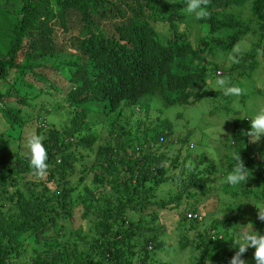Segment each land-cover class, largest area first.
Returning <instances> with one entry per match:
<instances>
[{
	"label": "trees",
	"instance_id": "16d2710c",
	"mask_svg": "<svg viewBox=\"0 0 264 264\" xmlns=\"http://www.w3.org/2000/svg\"><path fill=\"white\" fill-rule=\"evenodd\" d=\"M205 10V17L189 16L206 24L192 43L175 23L187 17L182 0H0V264H171L156 253L170 247L164 230L152 226L162 209L177 218L176 249L192 250L194 264H230L236 248L221 238L238 220L264 232L257 210L264 207V135L253 141L234 120L232 154L217 186L236 201L200 229L205 217L188 215H206L196 196L215 188L200 178L208 155H191L192 143L178 147L186 138L173 143L160 114L146 122L124 114L132 115L125 108L143 97L159 100L162 109L195 104L206 93L227 98L207 89L200 60L208 49L227 51L245 35L251 45L229 67L234 82L228 86L238 89L240 77L256 68L264 80V0H207ZM42 100L69 108L67 123L39 126L48 110ZM86 102L101 104L106 119L114 115L101 144L80 107ZM32 111L41 112L34 119ZM31 119L47 151L42 174L19 150L21 135L12 137ZM233 153L245 168L244 183H227ZM168 184L175 188L159 193ZM89 218L85 228L81 220ZM252 253L246 264H254Z\"/></svg>",
	"mask_w": 264,
	"mask_h": 264
},
{
	"label": "rangeland",
	"instance_id": "374dc122",
	"mask_svg": "<svg viewBox=\"0 0 264 264\" xmlns=\"http://www.w3.org/2000/svg\"><path fill=\"white\" fill-rule=\"evenodd\" d=\"M241 15L243 18H247V8L243 9ZM186 16L185 20H176L175 23L180 24V27L188 33L192 43H195V40L205 33L206 24L203 23L202 26H199L194 22V20H189L190 15ZM170 19L173 18L170 16ZM250 40V36L245 35L227 51L208 49L204 53L200 62L207 68L205 76L208 80L206 85L208 90H221L216 86V80L218 78H224L228 83L232 81L234 82L232 75L229 74V67H231L234 61L239 58L240 54L238 51L243 52L250 47ZM215 68L221 70V73H217L216 70H214ZM240 78L242 84L238 88L239 91L234 94H229L227 98L222 95L212 97L206 93V95L195 104L171 105L162 109L159 108L161 104L159 100L152 97H148L150 99L147 100L146 97H143L137 102V107H140L138 111H136V107H132L133 105H128L125 108V110H133L132 115L128 111L124 112V114H126L125 116L131 118V122L136 117H143V121L146 122L150 119V117H155L159 114L162 115V118H166L165 122L171 126L169 137L172 139L173 143H175L178 138H186L182 145L178 144V147L180 146L182 149H185L187 147V143H192L193 148L189 150L191 155L198 156L203 152L208 155L205 157L206 162L204 165L208 170H205L200 178L204 184L215 186V188L211 189V191L206 195L196 196L199 206H202V204L207 205V209L205 210L206 215H204L206 222L202 226L199 225L200 229L205 225H208L213 217H222L225 215L228 212L226 208L228 203L231 204L236 201L235 198L219 191V186H217L226 177L224 169H222L226 164L225 158L232 154L231 152L233 148H231L230 144L232 141L234 142V140H231L235 128V125L233 124L234 120L238 121L240 128L243 129V133L248 135L250 123L248 118L245 116H251L258 108L264 107V80L262 74L260 73V68L252 70L248 79L243 77ZM240 94H243L242 99ZM29 101L35 102L34 99H30ZM147 101L148 104L151 102L148 110ZM228 101L230 103L227 106L230 110L226 112L224 111V106H226ZM42 102L43 105L48 107V110L44 115L48 126L55 125L59 127L67 123L68 118L71 115L69 108L64 106L61 102H59L61 103L59 107H55L54 102L50 104L44 100H42ZM90 103L91 102H86V104H81L80 107L86 110L91 125L90 132L96 135V139H98L97 143L101 144L109 137V131L112 127L110 122L114 120V115H111L106 119V115L101 114L103 112L101 104L94 103L90 105ZM40 112L41 111L33 113L32 111L33 118L35 119ZM2 120L3 119L0 118V125H2ZM31 121L32 119L28 121L26 120L24 124L26 126H23L22 128H15L17 136H12L13 138H18L21 135V147H19V150L22 152L24 151L25 153L26 139L34 134ZM131 122H129V127H131L130 131L132 135L134 133L135 126H132ZM8 133L9 132L7 131V135ZM39 136H41V133ZM15 148L16 146L11 149ZM195 158L199 159V157ZM86 160L88 161V158H86ZM79 164L80 162H77L76 166L81 168V165ZM87 164H89V162ZM199 167H201V164ZM169 188L175 187L171 184L165 185L159 193H166V190ZM158 212L159 213L156 216V219L152 222V226L154 228H158L160 231L164 230L165 234L162 237L166 240V246H170L157 250L156 253L158 256L160 255L162 259L170 260L171 264H194L195 261L193 262V259L191 258L192 250H176V239L179 236V231L181 230L180 227L175 224L177 222V218L170 210L162 209ZM76 218L77 220L74 221L72 226L78 225V220H80L78 212L76 214ZM91 220L92 218L83 219L81 220V223H83L82 225L86 228L90 224ZM239 224L246 225V223L239 222V220L233 225ZM247 224H249V222H247ZM250 224L254 230H257V227H255L252 222ZM171 247L174 248L172 249ZM251 251H254V249L249 248L248 254L243 253L244 256L246 255L244 259L246 263L248 262ZM147 264H151V262Z\"/></svg>",
	"mask_w": 264,
	"mask_h": 264
},
{
	"label": "clouds",
	"instance_id": "9594fccd",
	"mask_svg": "<svg viewBox=\"0 0 264 264\" xmlns=\"http://www.w3.org/2000/svg\"><path fill=\"white\" fill-rule=\"evenodd\" d=\"M170 3L177 2V0H169ZM181 2V0H179ZM184 13L191 15L194 18H202L208 15L205 10L207 0H182ZM217 73H221V70H216ZM216 86L223 91L224 95L234 94L239 91L235 87L228 86V82L224 78H218L216 80ZM139 107H136V111ZM248 118L250 128L248 129V135L253 141L259 140L264 135V107L258 108L251 116H245ZM45 119L39 120L37 124L44 126ZM43 137L32 134L26 139V159L29 166L37 174H42L48 167L47 164V151L43 143ZM232 159L235 163V168L227 175V183L239 184L244 183L248 177L244 174V167L240 161L239 155L233 153ZM258 218L264 221V207L257 208ZM189 218H195L202 220L203 216L199 212L189 213ZM195 214L196 216H193ZM192 232H190L191 234ZM231 241V245L236 248V252L233 255L230 264H246L245 260L241 258L249 248L254 249L252 253V259L254 264H264V232L254 230L251 224H239L233 225L231 234L228 238ZM178 250V249H176Z\"/></svg>",
	"mask_w": 264,
	"mask_h": 264
},
{
	"label": "built area",
	"instance_id": "2783aa9c",
	"mask_svg": "<svg viewBox=\"0 0 264 264\" xmlns=\"http://www.w3.org/2000/svg\"><path fill=\"white\" fill-rule=\"evenodd\" d=\"M189 216H190V214H189ZM193 216H196L195 214H193Z\"/></svg>",
	"mask_w": 264,
	"mask_h": 264
}]
</instances>
